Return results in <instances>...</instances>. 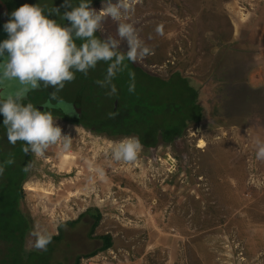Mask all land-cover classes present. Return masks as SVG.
I'll list each match as a JSON object with an SVG mask.
<instances>
[{"label":"rangeland","instance_id":"rangeland-1","mask_svg":"<svg viewBox=\"0 0 264 264\" xmlns=\"http://www.w3.org/2000/svg\"><path fill=\"white\" fill-rule=\"evenodd\" d=\"M21 3L55 6L61 13L70 10L60 7L63 0ZM92 7L99 10L101 2ZM1 8L3 25L9 20V6L3 1ZM49 18L68 24L56 15ZM130 22L151 54L134 63L144 74L128 67L114 78L125 99L122 120L140 122L152 114L155 123L184 111L187 105L178 93L175 72L204 82L200 101L207 119L190 122L174 141L160 139L142 147L137 160L126 164L113 161L110 149L120 139L136 135L95 134L79 125L64 132L62 118L54 117L71 146L61 151L52 145L44 156L35 157L39 163H33L23 185V206L33 220L27 245L34 247L36 232L58 233L61 223L84 213L75 225L62 226L60 245L66 253L75 246L94 248L98 244L89 241L86 213L99 207L103 218L94 233L111 234L113 244L82 254L80 264H264V161L255 158L256 141H264V0H134ZM157 25L162 34L156 33ZM115 30L116 22L106 17L96 35H115ZM105 70L98 62L87 76L75 73L58 97L77 91L91 102L108 99V89L96 83ZM129 70L135 73L133 93L127 90ZM148 73L174 81L152 84ZM226 83L235 95L233 103L220 92ZM244 83L256 89V97L242 91ZM51 91L41 87L34 93L43 102ZM95 114L81 118L100 119ZM101 116L106 117L103 112ZM6 155L5 163L13 153ZM18 178L12 170L0 175V264L15 258L19 224L7 189L15 187ZM30 184L34 190L27 188ZM175 212L190 216L179 224L191 225H179L182 234L170 241L174 235L168 232L175 231L178 220L168 218ZM73 258L67 256L64 263H73Z\"/></svg>","mask_w":264,"mask_h":264},{"label":"clouds","instance_id":"clouds-1","mask_svg":"<svg viewBox=\"0 0 264 264\" xmlns=\"http://www.w3.org/2000/svg\"><path fill=\"white\" fill-rule=\"evenodd\" d=\"M134 0H101L99 10L92 7V0H63L65 10L59 7L45 8L40 4H23L13 10L10 19L3 24L7 38L0 41V116L2 127L10 144L22 141L21 151L34 157L44 156L52 146L67 151L71 146L69 135L62 129L52 113L41 110L27 101L29 92L53 88L49 93L51 101L62 103L58 93L65 82L75 78V73L87 76L98 62L107 67L103 79L96 83L107 88L108 95H115L117 87L113 79L128 69V63H137L151 54L143 44L130 22ZM56 15L60 23L49 16ZM116 22L115 35L98 36L105 18ZM162 34L161 26L155 29ZM80 43L77 44L76 41ZM126 50H121V45ZM127 61V63H126ZM128 92L135 91V73L128 71ZM27 101V102H26ZM44 108V107H43ZM45 109V108H44ZM142 148L139 138L124 137L110 149L115 162L134 163ZM255 158L264 161V141L257 140ZM6 163H13L8 159ZM31 164L23 171H28ZM4 168L0 165V175ZM34 247L45 250L50 237L46 232L35 233Z\"/></svg>","mask_w":264,"mask_h":264},{"label":"trees","instance_id":"trees-1","mask_svg":"<svg viewBox=\"0 0 264 264\" xmlns=\"http://www.w3.org/2000/svg\"><path fill=\"white\" fill-rule=\"evenodd\" d=\"M3 1L7 4L8 0H0V3L2 4ZM101 0H92V5H98ZM22 5L21 0H9L8 6H10L13 9H16ZM103 67H107V65L104 62H99ZM127 63V61H126ZM128 67L131 69H138L139 71H142V67H137L134 63H128ZM249 71V67H248ZM176 75V82L179 84V94H182L181 97L183 98L187 107L184 111L175 113L174 116H168L165 120L160 119V121H156L155 123L152 122V114H147L145 118L141 119L139 122H133V120L129 121L128 117L125 121H123V117L120 116V111L124 105L125 99L121 96V90L119 83L113 79V83L116 85L118 89V105L113 111L112 114H110L107 117L95 119L93 121H89L87 119H74V121L78 122L79 124H82L85 126L88 130L91 132H94L95 134L99 133H107L110 135H136L137 138H139L141 144L145 147L154 146L160 139H163L164 142H170L174 141L176 137L183 131L184 127L187 126L190 122L200 124L204 123L207 119V113L206 109L204 108L203 104L201 103V95L203 93V86L204 82L200 79L194 78L192 76H184L180 72H175ZM150 75V76H149ZM173 76V75H172ZM148 77H150L152 80V84H162L165 85L171 81L170 79H164L154 76H151L150 73H148ZM174 77V76H173ZM171 77V78H173ZM231 77V76H230ZM232 78V77H231ZM151 84V85H152ZM245 84V83H244ZM243 84L242 91L246 93H251L255 96L256 89L251 87L249 84ZM221 94L223 93V98L229 99L230 103H233L236 99H234L235 95H230V87L226 83L223 87V89L220 91ZM42 93V91H41ZM44 95V94H43ZM232 96V97H230ZM257 96V95H256ZM255 96V97H256ZM91 98V97H87ZM86 98V99H87ZM189 99L190 101H185ZM27 102V101H26ZM224 107L223 102L221 103ZM43 105L45 106L44 110L50 111L53 114L60 113L59 109H54V106H50L47 104L46 101H43ZM35 106V105H34ZM177 106V105H176ZM216 106V105H215ZM178 121V124L176 123ZM160 122V123H159ZM135 123V124H134ZM159 123V124H158ZM2 124V122L0 123ZM1 126V125H0ZM151 129H150V127ZM2 130L0 131V165L4 166L3 173L6 172V175H8V172L10 170L14 171V174L18 172L19 178L16 182L15 187L8 188L7 191L12 192L11 200H12V207L14 208L13 214H15V219L18 221V230L19 234L16 235V239L14 241V256L15 258L11 261L7 262L5 264H50L49 262H53L59 260L61 264H65L64 260L67 256L74 257V261L71 264H80L82 254H92L98 249H107L112 246L113 240L112 235L109 233H103V234H96L94 233V229L99 225L103 218V212L100 210L99 207L89 208L87 209L86 216L88 218L86 219V222L90 221V231H89V241H93L97 243L94 248L87 250H81L79 249L80 246L72 247L74 250L71 252L67 251L65 248L61 247L60 243L62 242L64 238V228L62 226L68 224V225H75L77 222H79L84 216V213L79 215L78 218L74 220H66L65 222L61 223L58 227V233L55 234H49L50 237V243H48L45 250H40L37 248L29 247L27 245V238L28 235L33 230V220L30 213L24 208L23 202L26 197V192L23 187L24 183L30 178L32 175V165L33 163H39V160H36L35 157L29 153L24 154L21 151V145L22 141H17L15 145L10 144L6 138L5 130L1 134ZM13 153L12 160L13 163L8 164L5 163L4 160L7 157L6 153ZM15 159V161H14ZM31 164L28 171H23V169ZM86 223V224H87ZM3 227L2 225L0 228ZM1 234V233H0ZM10 243H8L7 248ZM6 248V251H7ZM70 246L68 249L70 250ZM50 251V254H49ZM59 251H62L61 253H58ZM53 252V255L51 257V253ZM7 253V252H6ZM58 253V254H56ZM61 256V257H60ZM49 261V262H48ZM3 264V263H1Z\"/></svg>","mask_w":264,"mask_h":264},{"label":"water","instance_id":"water-1","mask_svg":"<svg viewBox=\"0 0 264 264\" xmlns=\"http://www.w3.org/2000/svg\"><path fill=\"white\" fill-rule=\"evenodd\" d=\"M72 93L74 92L72 91ZM34 95V91L29 92L27 100L31 101L36 107L40 109L45 107L41 99H39L36 95L34 97ZM62 98V103L57 104L56 101H53L50 102V104L54 106V108H58L60 110L66 111L68 114L71 113L72 115L78 117H84V114L96 112L95 115L97 118H104L101 116V112L105 113V116L107 117L113 113L118 105V89L115 95H110L108 99L105 98L101 103L91 102V98L84 99V97L76 96L74 94L67 95L65 99ZM87 103H90V105H87Z\"/></svg>","mask_w":264,"mask_h":264},{"label":"flooded vegetation","instance_id":"flooded-vegetation-1","mask_svg":"<svg viewBox=\"0 0 264 264\" xmlns=\"http://www.w3.org/2000/svg\"><path fill=\"white\" fill-rule=\"evenodd\" d=\"M101 2V1H100ZM99 2V3H100ZM6 4V3H5ZM8 4H9V2L6 4V6H8ZM1 3H0V11L2 10V8H1ZM13 10H15V9H13V8H11L10 6H9V8H8V11L6 12V14H5V18H9L10 19V16H9V14L13 11ZM2 22H3V16L0 14V35H2L3 37H4V39H6L7 38V33L3 30V25H2ZM34 92H35V90H34ZM41 92V91H40ZM70 91H67L66 93H64V95L62 96V97H59V98H62V99H65V97L68 95V93H69ZM72 92V91H71ZM74 95H76V96H81V97H84V99H86L87 97L86 96H84V95H81V94H78L77 92L76 93H73ZM46 97V102H47V104H49L50 106H52L51 104H50V102H53V101H51L49 98V96H45ZM44 100V99H43ZM28 101V100H27ZM38 108V107H37ZM45 108V107H44ZM44 108H41V110H44ZM40 109V108H39ZM55 110H57V108H54ZM59 111H60V113H57L56 114V112H55V114H53V117H59V118H62V122H63V130H64V132L65 131H70V132H72V130H70V127H77L78 125L79 126H82V127H84V128H86L85 126H83L82 124H79L78 122H76V121H74V119H81V117H78V116H75V115H72L71 113H66V111H63V110H60L59 109ZM84 120L86 119V118H83ZM88 120V119H87ZM62 129V128H61ZM90 131V130H89ZM94 133V132H93ZM105 134H107V133H105ZM107 135H110V134H107ZM110 136H113V135H110ZM142 147H144L143 145H142Z\"/></svg>","mask_w":264,"mask_h":264},{"label":"crops","instance_id":"crops-1","mask_svg":"<svg viewBox=\"0 0 264 264\" xmlns=\"http://www.w3.org/2000/svg\"><path fill=\"white\" fill-rule=\"evenodd\" d=\"M65 158H67L66 157V155L64 156ZM63 175V174H62ZM28 182H26V184H27ZM29 183H30V181H29ZM31 188H34L35 186L33 185V184H30L29 185ZM30 190V189H29ZM189 192V191H188ZM189 194L191 195V193L189 192ZM190 198V197H189ZM176 214L175 215H172L171 213V217H169L168 219L169 220H178V222H175V224H173L174 225V232H172V231H170V232H168L169 234H173L174 236H169V238L168 239H170V241L171 240H173V237L174 238H176V236H177V234L178 235H181L182 234V232H180L181 230H180V227H179V225L180 226H182V227H187L188 225H191V222L190 221H186L184 224H179L181 221H182V219L184 218V219H187V218H189L190 216H186V215H184V214H181L182 212H175ZM79 217V215L77 216V218Z\"/></svg>","mask_w":264,"mask_h":264},{"label":"bare ground","instance_id":"bare-ground-1","mask_svg":"<svg viewBox=\"0 0 264 264\" xmlns=\"http://www.w3.org/2000/svg\"><path fill=\"white\" fill-rule=\"evenodd\" d=\"M66 157H68V155L66 154ZM28 189L30 190H34L35 188H31L30 186H27Z\"/></svg>","mask_w":264,"mask_h":264}]
</instances>
